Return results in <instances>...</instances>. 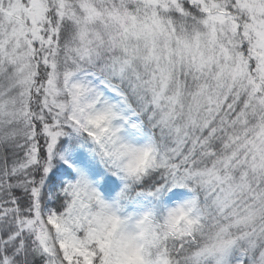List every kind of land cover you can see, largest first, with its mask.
I'll list each match as a JSON object with an SVG mask.
<instances>
[{"label": "snow or ice", "instance_id": "6c2138e0", "mask_svg": "<svg viewBox=\"0 0 264 264\" xmlns=\"http://www.w3.org/2000/svg\"><path fill=\"white\" fill-rule=\"evenodd\" d=\"M0 145V264H264V0H0Z\"/></svg>", "mask_w": 264, "mask_h": 264}, {"label": "rangeland", "instance_id": "374dc122", "mask_svg": "<svg viewBox=\"0 0 264 264\" xmlns=\"http://www.w3.org/2000/svg\"><path fill=\"white\" fill-rule=\"evenodd\" d=\"M71 80L83 86L85 89L84 99L86 101L89 99L102 98L104 102L118 107L120 116H122L126 122L125 124H121L119 117L116 121V123L120 125L123 135L136 142H144V140L148 138L141 128L140 120L134 116V110L130 108V106L127 107L125 105L120 87L108 85L98 77L90 76L84 71L80 72L79 69H73ZM115 196V192L112 193V197ZM125 207L127 208V206ZM133 210L134 209L128 211L131 212Z\"/></svg>", "mask_w": 264, "mask_h": 264}, {"label": "trees", "instance_id": "16d2710c", "mask_svg": "<svg viewBox=\"0 0 264 264\" xmlns=\"http://www.w3.org/2000/svg\"><path fill=\"white\" fill-rule=\"evenodd\" d=\"M67 43V39H65L61 44V51H60V57H59V63L62 69L68 68L73 71V69H79L80 72L84 71L90 76H96L100 80L105 81L108 85L111 86H118L120 87V91L126 89L127 86L123 85L121 86L119 81H114L106 72L102 71L101 65L99 63H90L87 60H78L76 57L72 56L70 53H67L64 50V45ZM115 84V85H114ZM125 105L134 110V116L138 118L141 122V128L143 129L144 133L148 137L151 135V128L148 126L147 117L144 114V107L141 104V102L134 97L131 93L128 94L127 97H124ZM63 140H67L68 137H61ZM12 146H3L0 145V162L7 163L9 166L13 164L16 160L15 153L11 151ZM119 192V189L116 190L115 195ZM127 206L128 210H132L133 207Z\"/></svg>", "mask_w": 264, "mask_h": 264}]
</instances>
